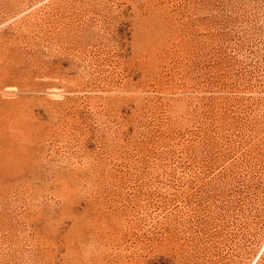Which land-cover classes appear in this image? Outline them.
I'll list each match as a JSON object with an SVG mask.
<instances>
[{
    "label": "rangeland",
    "instance_id": "obj_1",
    "mask_svg": "<svg viewBox=\"0 0 264 264\" xmlns=\"http://www.w3.org/2000/svg\"><path fill=\"white\" fill-rule=\"evenodd\" d=\"M0 264H264V0H0Z\"/></svg>",
    "mask_w": 264,
    "mask_h": 264
}]
</instances>
